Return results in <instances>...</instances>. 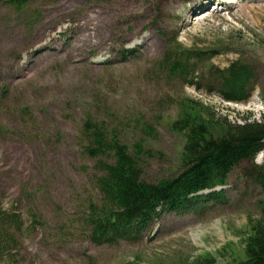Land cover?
Here are the masks:
<instances>
[{
	"label": "rangeland",
	"instance_id": "1",
	"mask_svg": "<svg viewBox=\"0 0 264 264\" xmlns=\"http://www.w3.org/2000/svg\"><path fill=\"white\" fill-rule=\"evenodd\" d=\"M175 41L205 56L199 72L250 65L251 97L226 101L204 80L170 76L162 60ZM181 102L218 123L264 120V0H30L22 10L0 0V202L23 221L0 264H192L205 254L237 264L249 224L264 223V153L138 239L89 237L101 171L84 152L85 122L106 127L136 152L143 178L159 181L182 167L184 137L171 130Z\"/></svg>",
	"mask_w": 264,
	"mask_h": 264
},
{
	"label": "trees",
	"instance_id": "2",
	"mask_svg": "<svg viewBox=\"0 0 264 264\" xmlns=\"http://www.w3.org/2000/svg\"><path fill=\"white\" fill-rule=\"evenodd\" d=\"M29 1L9 0L20 10ZM204 57L200 51L184 49L175 41L173 48H167L162 62L170 76L189 85L204 80L211 91L226 101L245 102L251 97L256 74L250 65L235 60L224 68L212 66L199 72L196 63ZM197 104H179V116L171 123V130L184 137L182 167L176 175L159 181L143 178L136 152L106 127L91 120L85 122L84 152L98 159L101 171L98 177L101 201L90 204L87 219L91 241L105 244L140 238L162 213L190 212L204 204L198 193L228 184L240 163L253 160L264 152V120L218 123L212 112L204 111ZM22 227L20 216L0 202L1 253L8 255L20 238ZM249 228L244 257L237 264H264V223L260 220L252 222ZM192 264L221 263L214 256L205 254Z\"/></svg>",
	"mask_w": 264,
	"mask_h": 264
},
{
	"label": "bare ground",
	"instance_id": "3",
	"mask_svg": "<svg viewBox=\"0 0 264 264\" xmlns=\"http://www.w3.org/2000/svg\"><path fill=\"white\" fill-rule=\"evenodd\" d=\"M222 1H224V0H222ZM200 8V7H199Z\"/></svg>",
	"mask_w": 264,
	"mask_h": 264
}]
</instances>
